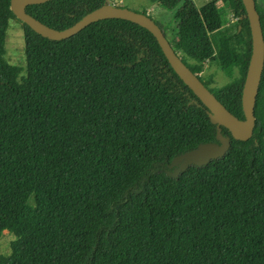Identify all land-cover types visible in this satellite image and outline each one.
<instances>
[{
  "label": "trees",
  "instance_id": "trees-1",
  "mask_svg": "<svg viewBox=\"0 0 264 264\" xmlns=\"http://www.w3.org/2000/svg\"><path fill=\"white\" fill-rule=\"evenodd\" d=\"M172 10L183 0H147ZM234 22L221 26L217 3ZM106 0H51L25 12L54 30ZM0 0V264H264V65L247 141L170 176L174 158L215 143L208 110L146 29L121 19L51 41ZM264 40V6L255 0ZM147 14L146 10L140 12ZM148 17L149 14H147ZM151 18V17H150ZM21 25L23 66L6 59ZM155 22V21H154ZM173 51L236 118L251 35L241 0H184ZM213 62L228 79H203Z\"/></svg>",
  "mask_w": 264,
  "mask_h": 264
},
{
  "label": "water",
  "instance_id": "water-1",
  "mask_svg": "<svg viewBox=\"0 0 264 264\" xmlns=\"http://www.w3.org/2000/svg\"><path fill=\"white\" fill-rule=\"evenodd\" d=\"M49 1L51 0H10L9 9L17 20L34 33L51 41L68 39L90 24L108 19H121L137 24L153 35L172 69L206 107L210 122L216 125V142L201 144L194 150L174 158L170 165L174 170L170 176L176 177L190 166L201 167L223 157L230 147V138L222 136L221 127L228 130L236 141H247L251 138L255 126L254 106L264 65V40L259 15L255 9V0H241L251 35V55L241 92L243 120L233 116L183 64L159 26L147 14L136 13L105 3L100 8L86 14L73 26L58 31L40 23L25 12L27 6Z\"/></svg>",
  "mask_w": 264,
  "mask_h": 264
},
{
  "label": "rangeland",
  "instance_id": "rangeland-1",
  "mask_svg": "<svg viewBox=\"0 0 264 264\" xmlns=\"http://www.w3.org/2000/svg\"><path fill=\"white\" fill-rule=\"evenodd\" d=\"M106 4H110L115 7L125 8L136 13L143 12L148 8H151V5L147 0H108ZM184 1V0H183ZM180 2L174 9L167 10L153 5L149 16L153 21H155L163 30H165L166 38L170 41L172 39L170 30L174 29L173 25V15L175 11L182 5ZM193 5L199 9L203 6L208 0H190ZM256 2L264 6V0H256ZM218 12L221 19V26L226 27L233 23L235 20L231 16L226 5L221 2L217 3ZM5 49H6V59L12 65L23 66V33L21 25L15 21L9 23V28L6 34L5 40ZM180 55V54H178ZM204 80L211 77L212 83L210 84L211 88L221 87L228 82V79L223 75V73L218 69L217 65L213 62H205L203 65V72L198 75ZM177 166H175L176 168ZM13 241V236L10 235L7 231H3L0 237V255H7L10 252V243Z\"/></svg>",
  "mask_w": 264,
  "mask_h": 264
},
{
  "label": "crops",
  "instance_id": "crops-1",
  "mask_svg": "<svg viewBox=\"0 0 264 264\" xmlns=\"http://www.w3.org/2000/svg\"><path fill=\"white\" fill-rule=\"evenodd\" d=\"M106 2H109L108 0H106ZM153 7V5L151 6V8ZM151 8H148L147 10H146V13L147 14H150V12H151Z\"/></svg>",
  "mask_w": 264,
  "mask_h": 264
}]
</instances>
